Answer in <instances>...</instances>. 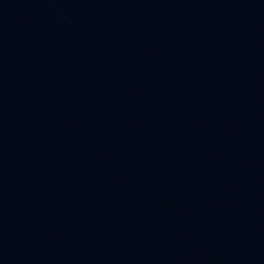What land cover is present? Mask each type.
Listing matches in <instances>:
<instances>
[{
  "label": "water",
  "instance_id": "1",
  "mask_svg": "<svg viewBox=\"0 0 264 264\" xmlns=\"http://www.w3.org/2000/svg\"><path fill=\"white\" fill-rule=\"evenodd\" d=\"M0 264H264V0H0Z\"/></svg>",
  "mask_w": 264,
  "mask_h": 264
}]
</instances>
